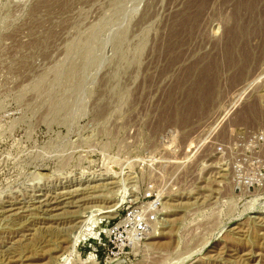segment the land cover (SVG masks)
Returning <instances> with one entry per match:
<instances>
[{"label": "rangeland", "instance_id": "obj_1", "mask_svg": "<svg viewBox=\"0 0 264 264\" xmlns=\"http://www.w3.org/2000/svg\"><path fill=\"white\" fill-rule=\"evenodd\" d=\"M260 132L264 0H0V264H108L150 182L109 264H264V187L226 164L255 173Z\"/></svg>", "mask_w": 264, "mask_h": 264}, {"label": "built area", "instance_id": "obj_2", "mask_svg": "<svg viewBox=\"0 0 264 264\" xmlns=\"http://www.w3.org/2000/svg\"><path fill=\"white\" fill-rule=\"evenodd\" d=\"M256 139L258 142H263L264 133H258ZM217 150L226 157L231 153L229 146L219 145ZM226 164L231 173V180L236 185L235 189L242 192L241 189L246 184L249 185L247 191L264 187V160L260 161L257 171L252 175H242L235 167L233 160H228ZM162 197L163 195L154 183H147L145 193L137 200L141 203L125 209L116 224L106 226L103 231L105 239L101 240L99 245V251H103L104 254V261L120 259L126 248H132L133 243L144 240L151 233L158 221L159 201L162 200Z\"/></svg>", "mask_w": 264, "mask_h": 264}, {"label": "bare ground", "instance_id": "obj_3", "mask_svg": "<svg viewBox=\"0 0 264 264\" xmlns=\"http://www.w3.org/2000/svg\"><path fill=\"white\" fill-rule=\"evenodd\" d=\"M234 187H236V185H234ZM249 189V185L248 184H246L245 186H244V188L243 189H241L242 190V192H246L247 190ZM64 196H66V195H64ZM62 198H64L63 196H61ZM66 198L67 199H69L70 197H67L66 196ZM58 199V198H57ZM54 200L56 201V198H54ZM53 200V201H54ZM64 200V202H61L60 204H56L57 206H60V205H62V204H64L65 202H66V200L65 199H63ZM51 201V200H50ZM61 201V200H60ZM45 203H47V201L45 202ZM44 204V203H43ZM45 205H47V204H45ZM56 208H58V207H55V209ZM60 208V207H59ZM64 208V207H63ZM48 210H49V208H47ZM51 209V208H50ZM2 211V210H1ZM134 244V243H133ZM63 259H64V257H63ZM115 260H118V259H114V260H111L110 262H108V264L109 263H111V262H113V261H115Z\"/></svg>", "mask_w": 264, "mask_h": 264}]
</instances>
